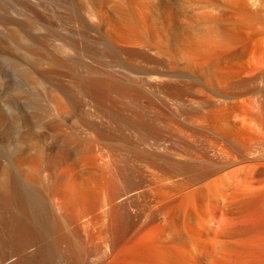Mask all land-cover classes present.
Wrapping results in <instances>:
<instances>
[{"label": "bare ground", "instance_id": "bare-ground-1", "mask_svg": "<svg viewBox=\"0 0 264 264\" xmlns=\"http://www.w3.org/2000/svg\"><path fill=\"white\" fill-rule=\"evenodd\" d=\"M75 1L79 18L75 11L60 15L65 30L62 19L31 3L24 19L4 6L0 10V264H52L60 258L83 264V232L95 224L107 238L111 264L117 261L126 207L138 201L140 183V135L136 123L126 134L123 103L141 91L183 90L173 84L182 76L174 72L179 61L196 69L199 84L225 87L216 93V111L201 114V156L178 163L188 173L187 186L171 198L170 235L157 245L151 264H264V90L246 98L252 82H264V66L229 79L209 66L231 46L185 47L171 55V6L157 20L150 16L160 0ZM89 24L97 36L89 34ZM51 26L60 32L53 34ZM14 42L24 44L30 59L23 67L36 103L30 117L13 111ZM118 55L148 64L141 73L128 72ZM230 107L243 126L236 128ZM34 127L55 143L39 142L30 153L38 135L22 130ZM135 217L136 209L133 227ZM45 234L48 244L40 240Z\"/></svg>", "mask_w": 264, "mask_h": 264}, {"label": "rangeland", "instance_id": "rangeland-1", "mask_svg": "<svg viewBox=\"0 0 264 264\" xmlns=\"http://www.w3.org/2000/svg\"><path fill=\"white\" fill-rule=\"evenodd\" d=\"M63 1L60 0L61 4L58 0H0L2 6L0 10L4 6V9L6 7L15 17L24 19L28 14L26 12H30L29 4L31 3L37 11L51 16L55 14L53 16L56 17L55 19H62L60 20L61 30H65L63 28L67 22L65 23V17L64 19L62 17L66 16L68 12L73 13L75 11L77 13L74 12L73 14L79 18L80 12L78 8H75L78 7V4L75 3L78 1L70 0V3L67 0L65 4ZM107 1L113 3L117 0ZM66 3L74 6L69 5L68 8ZM157 4L158 6L154 4V8L150 12V16L155 20L163 13L166 6H171L173 20L168 38L171 55L175 53L179 55V51L185 47L202 48L212 44L231 46L233 51L212 61L209 66L211 69L208 67L219 75L231 77L229 79L237 74L241 75L246 68L264 66V0H160L157 1ZM70 8H74V10ZM58 15L60 18L57 17ZM80 18L82 19V17ZM83 19L89 22L84 17ZM87 22L85 23L88 25ZM74 23L72 22V25ZM89 26L91 28L88 29L89 34H99L97 28L95 30L90 24ZM51 27L52 31L54 27ZM55 30L56 33L60 32L59 29L55 28L53 34H55ZM90 30L94 32L90 33ZM20 43L14 42V49L12 48L11 53V74L15 85L13 89V111L21 117H30L35 110L36 103H34V94L28 89L29 87H26V78L24 80V64L26 65L30 59L25 57L23 48H21L24 44L21 43V45ZM123 57H117L118 60L121 58L119 60L121 63L119 61L118 63L121 64L122 69L124 68L128 72L141 73L138 71H142L146 66L145 64H148L142 60L143 58H138L135 55H132V58L125 57L124 59ZM159 57L164 58L165 56L160 55ZM173 67L174 72L182 74V76H177V79L175 78L173 81L174 83H170L182 85L183 90H176V92L169 90L171 93L168 91H160V93L141 91L138 96L137 93L134 97H126L127 99L123 103L127 117L125 121L126 134H130L132 124L136 123L140 135L141 154L138 162L140 183L136 188L139 192L138 201L133 203L134 205H130L131 201L127 204L126 217L123 220L124 225H122L125 235L120 245L119 258L113 264H151L154 262L157 245L167 241L170 235L171 198L182 194L187 186L188 173L185 169H177V166L179 164L184 165L185 162L187 164L191 161L190 159L194 160V158L197 159L201 156L204 140L203 126L205 125L201 114L213 113L217 108V100L215 99L219 96L217 94L221 92L222 86L213 84L212 87L214 85L215 87L210 89L211 87L199 84L196 69L182 61L174 63ZM226 78L222 79L229 80ZM256 82H252L251 85V90L254 89L252 91L255 93L250 91L251 94H249L247 92V97L244 95L246 98L252 95L256 96V92L264 90V82ZM224 87H222L223 90ZM244 96L242 95V97ZM232 106L237 107V105ZM232 109H230L233 113H231V120L235 119L234 121H236L237 119L238 122H235V126L236 128L241 127L243 121H240L243 117L241 118L239 112H236L237 109L234 110L237 116L234 115ZM238 115L241 119L238 118ZM50 119L47 118L46 121ZM132 120L133 123H131ZM25 131L38 135V140L33 142V146L29 149L30 153L36 150L34 146H38L37 143L39 142L45 141L48 145L55 143L52 138L44 139L43 128L34 127L22 130V132ZM91 132L94 133L93 130ZM92 133L90 135H93ZM128 157L130 156L128 144H126L124 159L130 163ZM127 188L126 186L123 187L125 191ZM134 209L137 210L138 214V219L135 217L137 220L135 227L132 226L130 219L131 211L133 210L134 214ZM98 228L99 225L95 224L90 228V232H83L85 246L88 249V257L83 258V264L112 263L106 253L107 238L98 233ZM40 240L42 243L48 244L50 236L45 234ZM65 246L64 243L62 248L65 252H63L67 253L66 251H68L70 254L68 248L66 249L67 246ZM14 256L12 257L14 258ZM67 260L70 262L71 258L64 260L60 258L52 264H69Z\"/></svg>", "mask_w": 264, "mask_h": 264}]
</instances>
